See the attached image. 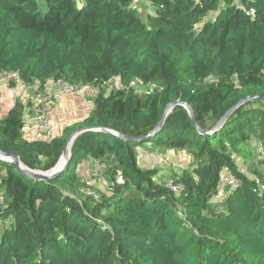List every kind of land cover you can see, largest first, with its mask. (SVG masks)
<instances>
[{
    "label": "trees",
    "instance_id": "obj_1",
    "mask_svg": "<svg viewBox=\"0 0 264 264\" xmlns=\"http://www.w3.org/2000/svg\"><path fill=\"white\" fill-rule=\"evenodd\" d=\"M134 1L0 0V70L98 90L91 112L49 140L23 137L20 102L0 118V148L42 170L87 128L50 179L0 160V264H264V172L235 161L255 156L252 137L264 149V0H149L147 18ZM114 77L161 89L106 93ZM149 146L193 164L159 174L138 161ZM89 160L109 183L96 197L78 173ZM224 170L238 185L213 200Z\"/></svg>",
    "mask_w": 264,
    "mask_h": 264
},
{
    "label": "built area",
    "instance_id": "obj_2",
    "mask_svg": "<svg viewBox=\"0 0 264 264\" xmlns=\"http://www.w3.org/2000/svg\"><path fill=\"white\" fill-rule=\"evenodd\" d=\"M240 2V0H236ZM41 86L38 82L34 84H27L21 78L19 72L14 70H0V90L6 88H12L15 94L23 93L29 87H33L35 89V98L33 100L32 105H30L29 109L26 112H23V128L22 133L23 137L26 139H42L49 140L51 139L52 132V124H51V110L45 104V99L47 98L45 90L42 87H52L56 88L57 94L66 98L67 96L73 94H85L87 92L91 93L93 96L97 93V88L88 84L84 85H76L70 82H67L61 78H47ZM104 87H107V90H111L113 88L119 90H129L133 88L137 93L141 94H149L153 92L155 89H161V86L155 82L150 83H142L138 80H133L129 85L122 84L118 78L114 77L110 80L103 83ZM138 161H141V158L138 156ZM95 173V172H94ZM97 173H95L96 175ZM3 176V169L0 164V181ZM85 189L83 192L86 195H93L90 188L95 184V181L91 179V177H86ZM118 181L121 180V176H118ZM99 184H101V189L105 190L109 188V183L105 179V177L101 176L99 179ZM165 185L171 189L174 193L179 194L181 190V185L175 183L173 180L168 179L165 182ZM238 185L237 177L229 170H224L221 174L218 184H217V193L214 196L213 200H219L226 190L233 189ZM3 203V193L0 190V204Z\"/></svg>",
    "mask_w": 264,
    "mask_h": 264
},
{
    "label": "crops",
    "instance_id": "obj_3",
    "mask_svg": "<svg viewBox=\"0 0 264 264\" xmlns=\"http://www.w3.org/2000/svg\"><path fill=\"white\" fill-rule=\"evenodd\" d=\"M45 90L47 98L45 99V104L51 110V124H52V132L51 138L57 137L61 134L64 126L72 124L78 120H82L87 114L91 112L94 107L93 104V95L89 92L85 94H73L67 96L66 98L60 97L54 86L52 87H42ZM109 91V90H108ZM35 89L33 87H29L23 93L15 94L12 88H6L0 90V118L7 114V112L14 106L16 102H20L23 106L24 112L29 109L30 105H32L33 100L35 98ZM150 147V146H149ZM154 151H158L161 149H165L167 153L170 152H184V151H176L172 149L160 148V147H150ZM145 152L144 149H138ZM149 153V152H148ZM186 153V152H184ZM138 156L141 158L140 163L143 167H149L151 161L154 158V153L142 154L138 153ZM94 165L88 170L87 164ZM84 167L83 173H91L95 171V169L100 170L102 165L99 164V161L89 160L82 164ZM89 171V172H88ZM82 175V174H81ZM84 175V174H83ZM100 185V184H99ZM98 185V187H99ZM102 190L101 188H99Z\"/></svg>",
    "mask_w": 264,
    "mask_h": 264
},
{
    "label": "rangeland",
    "instance_id": "obj_4",
    "mask_svg": "<svg viewBox=\"0 0 264 264\" xmlns=\"http://www.w3.org/2000/svg\"><path fill=\"white\" fill-rule=\"evenodd\" d=\"M39 3L41 4V7L45 10L44 2H39ZM134 5L139 9L140 14L144 18H147L148 16L153 14V11H156L155 8L150 4L149 0H135ZM203 16L205 17L206 15H203ZM105 89L107 93L108 88L105 87ZM249 142L251 145L255 146V156L247 161L235 158L237 167L239 170L247 172L249 164L254 163L256 167L260 169V171L264 172V149L261 146L260 140L256 137H252ZM144 151L145 152H142V150L141 151L137 150L138 153H142V154H145V153L149 154L150 152L154 153V158L151 161L149 168H155L159 174H165V173L180 174L185 169L189 168L193 164L192 157H190V155L184 152L174 151V152L167 153L165 149L154 151L150 147H146ZM91 167H94V165H91L89 163L87 164V167H86L87 169L85 170H88ZM31 169L42 170L40 167H33ZM85 170L81 164L78 168V173L80 175L82 174L83 180L87 179L86 177L90 176L91 179L95 181V184L91 186L90 190L93 193V196L96 197L97 194L101 191L99 189L101 188V184L99 185L98 182H99L100 177L103 176L102 171L95 169V171L91 173L89 171H88L89 173H83ZM42 171H45V170H42ZM94 172L97 174L95 175ZM0 235H1V230H0Z\"/></svg>",
    "mask_w": 264,
    "mask_h": 264
},
{
    "label": "water",
    "instance_id": "obj_5",
    "mask_svg": "<svg viewBox=\"0 0 264 264\" xmlns=\"http://www.w3.org/2000/svg\"><path fill=\"white\" fill-rule=\"evenodd\" d=\"M251 99L256 100V101H261V99L260 98H257V97H253ZM263 102H264V100H263ZM176 104H182V103L181 102H175V103H172V104L167 105V107L165 108V110L162 113V116H161V118H160V120L158 122V125L159 126L163 123V121L165 120L166 116L169 114V112L171 111V109ZM184 106L187 109V111L190 114V116L192 117L193 121H195V116H194L193 110L188 105H184ZM229 113H230V111H228L218 121V123L216 125L221 124L223 122V120L227 117V115ZM86 129L87 128L78 129L73 134L70 135V137L68 138L67 143H66V145H65V147L63 149V152H62L61 156L59 157L58 161L56 162V164L53 167H51L48 170H45V171H42V170H33V169L27 167L26 165H24L21 162V160L19 158V155H18V153L16 151L7 152V151L3 150L2 148H0V160L1 161H7V162L13 164L17 170H19L20 172H22L25 175H27L29 177H32L34 179H39V180L50 179V178L56 176L57 174H59V172L64 169V167H65V165H66V163H67V161L69 159L70 152H71V147H72V144H73L74 140L76 139V137L80 133H82ZM108 131L109 132H112V133H114L116 135H120V134L116 133L115 131H112V130H108ZM21 165L22 166H25V167H22Z\"/></svg>",
    "mask_w": 264,
    "mask_h": 264
},
{
    "label": "bare ground",
    "instance_id": "obj_6",
    "mask_svg": "<svg viewBox=\"0 0 264 264\" xmlns=\"http://www.w3.org/2000/svg\"><path fill=\"white\" fill-rule=\"evenodd\" d=\"M63 161V160H62ZM22 166V165H21ZM22 167H25V166H22Z\"/></svg>",
    "mask_w": 264,
    "mask_h": 264
}]
</instances>
